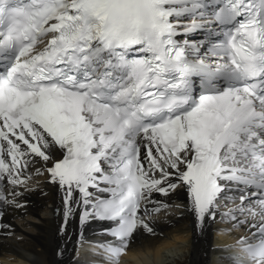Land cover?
Listing matches in <instances>:
<instances>
[{
  "label": "snow or ice",
  "instance_id": "1",
  "mask_svg": "<svg viewBox=\"0 0 264 264\" xmlns=\"http://www.w3.org/2000/svg\"><path fill=\"white\" fill-rule=\"evenodd\" d=\"M35 162L65 225L113 222L100 264L180 187L200 228L238 193L230 258L264 264V0H0V180Z\"/></svg>",
  "mask_w": 264,
  "mask_h": 264
},
{
  "label": "bare ground",
  "instance_id": "2",
  "mask_svg": "<svg viewBox=\"0 0 264 264\" xmlns=\"http://www.w3.org/2000/svg\"><path fill=\"white\" fill-rule=\"evenodd\" d=\"M43 169L42 162L32 163L24 172L26 186L0 180V195L6 196L0 200V264H100L94 255L96 246L88 244L100 240L98 232L103 225L96 219L82 224L80 207L65 225L63 194L57 185L48 182ZM239 203L238 193H231L228 202L220 201L217 218L200 228L182 187L167 197L152 193L146 205L164 206L157 213L147 206L142 208L150 212L144 218L153 233L138 227L118 264H220L216 257L226 261L229 252H238L233 247L236 238L249 235L246 225H235L228 215H221ZM177 247H182V255L173 254ZM169 257L172 262L167 260Z\"/></svg>",
  "mask_w": 264,
  "mask_h": 264
},
{
  "label": "rangeland",
  "instance_id": "3",
  "mask_svg": "<svg viewBox=\"0 0 264 264\" xmlns=\"http://www.w3.org/2000/svg\"><path fill=\"white\" fill-rule=\"evenodd\" d=\"M180 249H182V247L181 248H173V250H172V252H173V254L175 253V252H177L179 255H182V252L180 251ZM171 253V252H170ZM169 253V254H170ZM172 254V253H171ZM164 259H165V257H163ZM217 258V262L216 263H220V264H225V261L224 260H218V258L219 257H216ZM167 260H169V261H171L172 262V257H169V258H167Z\"/></svg>",
  "mask_w": 264,
  "mask_h": 264
}]
</instances>
